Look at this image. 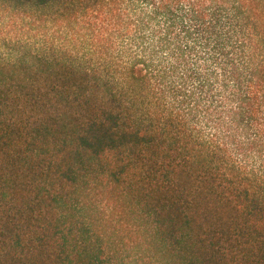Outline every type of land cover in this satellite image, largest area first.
<instances>
[{
  "label": "trees",
  "instance_id": "obj_1",
  "mask_svg": "<svg viewBox=\"0 0 264 264\" xmlns=\"http://www.w3.org/2000/svg\"><path fill=\"white\" fill-rule=\"evenodd\" d=\"M0 264H264V0H0Z\"/></svg>",
  "mask_w": 264,
  "mask_h": 264
}]
</instances>
